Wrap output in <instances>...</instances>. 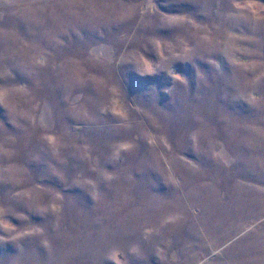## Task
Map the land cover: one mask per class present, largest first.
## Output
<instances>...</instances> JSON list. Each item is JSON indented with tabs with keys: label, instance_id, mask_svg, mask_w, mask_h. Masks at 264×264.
I'll list each match as a JSON object with an SVG mask.
<instances>
[{
	"label": "rangeland",
	"instance_id": "374dc122",
	"mask_svg": "<svg viewBox=\"0 0 264 264\" xmlns=\"http://www.w3.org/2000/svg\"><path fill=\"white\" fill-rule=\"evenodd\" d=\"M0 264H264V0H0Z\"/></svg>",
	"mask_w": 264,
	"mask_h": 264
}]
</instances>
